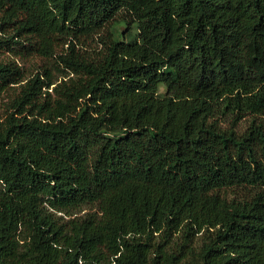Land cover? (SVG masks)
I'll use <instances>...</instances> for the list:
<instances>
[{
    "label": "trees",
    "instance_id": "16d2710c",
    "mask_svg": "<svg viewBox=\"0 0 264 264\" xmlns=\"http://www.w3.org/2000/svg\"><path fill=\"white\" fill-rule=\"evenodd\" d=\"M26 41L74 76L0 118V264H264V0H0Z\"/></svg>",
    "mask_w": 264,
    "mask_h": 264
},
{
    "label": "rangeland",
    "instance_id": "374dc122",
    "mask_svg": "<svg viewBox=\"0 0 264 264\" xmlns=\"http://www.w3.org/2000/svg\"><path fill=\"white\" fill-rule=\"evenodd\" d=\"M105 34L106 31H103L101 34L95 35L93 39H88L80 48L88 51V53H91L95 49L100 50L102 46L101 40ZM32 44H35V39L32 40ZM61 51L63 50L60 47L57 53L59 54ZM0 60L13 62L23 71V77L20 82L12 83L0 90V118L6 115L8 103L30 78L39 75L42 79L46 81L51 80L57 84L74 76V73H71L68 68L57 62L56 55L46 56L41 54L34 46H30L28 41L25 42L24 46L16 45L13 48L0 49ZM162 91L165 92V88Z\"/></svg>",
    "mask_w": 264,
    "mask_h": 264
}]
</instances>
